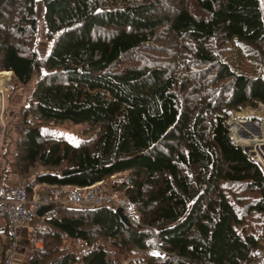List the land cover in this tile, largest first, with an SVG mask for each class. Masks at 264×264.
Wrapping results in <instances>:
<instances>
[{"label":"trees","instance_id":"obj_1","mask_svg":"<svg viewBox=\"0 0 264 264\" xmlns=\"http://www.w3.org/2000/svg\"><path fill=\"white\" fill-rule=\"evenodd\" d=\"M41 2L42 54L38 1L0 0V67L12 74L7 107L35 75L13 159L8 107L0 184L12 186L17 175L29 191L43 184L49 192L102 182L105 194L135 206L140 224L107 202L55 204L54 217L45 210L25 227L44 241L28 264H128L131 253L147 264H248L264 242V172L233 143L229 121L264 103V76L236 72L221 51L236 38L245 56L264 62V0ZM67 120L95 137L74 145L41 130ZM37 167L46 172L29 181ZM240 182L256 200L225 196V186ZM253 212L258 234L253 227L242 237L234 224ZM1 220L6 264L13 240L5 213ZM153 234L163 253L151 250ZM78 239L88 242L86 253Z\"/></svg>","mask_w":264,"mask_h":264},{"label":"rangeland","instance_id":"obj_2","mask_svg":"<svg viewBox=\"0 0 264 264\" xmlns=\"http://www.w3.org/2000/svg\"><path fill=\"white\" fill-rule=\"evenodd\" d=\"M38 1V6H37V22H38V33H39V51L40 54L45 53L47 47V34H46V23H45V17H44V7L41 2V0ZM247 51V48L243 45L240 44L236 38L230 40L223 51H221V55L230 63V65L233 67V69L241 74L244 75H249V76H255L258 74H262L264 76V62L260 59L259 56H245V52ZM2 70H9L6 67H0V72ZM0 105H1V99L3 96H5L6 100V94L10 90V85L12 83V74L9 76H4L0 78ZM35 83V75L31 82L19 89V93L14 94L10 101H8V107L12 113L11 121H10V137H11V147L10 152H9V158L13 159V154H14V148H15V143L17 141V138L19 136V128H20V110L23 105L26 104V100L28 99V95L31 93L32 88L34 87ZM10 92V91H9ZM16 93V92H15ZM260 106V105H259ZM237 113V112H236ZM242 115L246 114H254V110H244L241 112ZM240 114V113H239ZM238 117V115H237ZM252 117H245L247 122L242 123L240 126H244L245 128H240V130L237 131V128L234 129V136L239 137L240 135L244 138H241V140H244L245 143H249L250 137V129L253 130L254 126L250 125L252 121ZM260 122V120H259ZM241 123V122H240ZM233 125L236 127L239 125V118L233 119ZM88 125L85 123H74L70 120L52 125V126H47V125H41V130L43 133L46 134H52L56 136H63L66 138L68 141H70L74 145H78L83 141L90 140L95 137L96 135V130H86V127ZM243 130H248L246 133L242 132ZM241 131V132H240ZM253 140H250V145H252ZM241 144V143H240ZM259 150L264 151V146H259ZM249 151V150H248ZM43 172H46L42 167H37L36 171L28 177L29 181H33L35 177L38 174H41ZM18 176L14 175V182L18 184ZM26 181V180H24ZM23 181V183H25ZM37 188L39 190H43L44 192L47 191L46 186L43 184H37ZM36 188V190H37ZM225 196L234 203L239 202V199H242L243 204H245L248 200L254 201L257 199L253 193H250L248 189L245 188V183L240 182L239 185H227L225 186L224 189ZM248 196V197H246ZM69 207L73 208H86L90 206H84L83 204H74V203H68ZM95 206V205H93ZM92 208V207H91ZM45 210H42L44 212ZM253 218V219H252ZM182 219V218H181ZM243 221L242 222H236L234 224L236 232L244 237L246 234L251 233L253 227H255V234L257 233V228L258 226L262 223V221L259 219L258 214L256 212L250 213L247 216L242 217ZM4 225V221H0V227ZM20 231V230H19ZM0 234H2V230H0ZM31 233L29 234L30 240H31ZM21 235L19 234V237ZM28 236H26V239ZM3 241H5V236L0 237V247L2 245L3 248ZM28 242V239H27ZM28 248H30L31 253H33L32 248L30 247V242L28 244ZM144 256V255H143ZM147 257V256H146ZM141 258L138 253H131L128 257V264H147V259ZM141 258V259H140ZM30 259V258H29ZM17 258L15 256L14 261H16Z\"/></svg>","mask_w":264,"mask_h":264},{"label":"built area","instance_id":"obj_3","mask_svg":"<svg viewBox=\"0 0 264 264\" xmlns=\"http://www.w3.org/2000/svg\"><path fill=\"white\" fill-rule=\"evenodd\" d=\"M8 114V107L5 104V96L1 99L0 105V125L2 127V134H0V152L2 144V136L6 130L7 121L6 115ZM242 137H239L241 139ZM259 155L255 157L260 160ZM254 158V157H253ZM255 159V158H254ZM256 160V161H258ZM18 184L14 183L12 186L0 184V213H5L10 224V235L12 236V244L6 252V264H13L16 255V249L19 242V230L28 225L38 217L42 210H47L46 217L51 218L56 214V210L53 206L55 204L61 207L68 206V203L83 204L84 206L95 207L105 202L109 204H115L114 206L122 208L124 214L128 218L131 224H140V219L137 214L136 208L128 201L122 202L119 199H115L110 195L105 194V189L102 182L92 184L87 187H70V188H58L51 187L49 192H41L36 188L31 191L27 189L26 183H22L17 180ZM95 205V206H93ZM30 247L33 251L36 249L43 250L44 241L39 238L37 232L30 231ZM78 244L83 248V252L88 250V242L78 239ZM148 244L153 252L163 253L160 246V240L156 234H153ZM248 264H264V243L262 246L254 250L251 261Z\"/></svg>","mask_w":264,"mask_h":264},{"label":"crops","instance_id":"obj_4","mask_svg":"<svg viewBox=\"0 0 264 264\" xmlns=\"http://www.w3.org/2000/svg\"><path fill=\"white\" fill-rule=\"evenodd\" d=\"M259 107L257 109L249 107V108H246V109L242 110V111H244V110H249V109L251 110L252 109V110L255 111V113L253 114V117H252V121L253 122L250 124V125L254 126L253 127L254 129L253 130L250 129V135L248 136V137H250V140H253L252 145H250V140H249V143H245L244 140H241V139H239V143L236 144V145H241L243 147V149L247 148L249 150L247 152V154H249V156L261 167L262 171L264 172V151L262 149L261 150L258 149L259 146H264V109H259ZM242 111H240V112H242ZM240 112H237V113H240ZM233 113H235V112H233ZM251 116L252 115H250L249 117H251ZM231 118H232V116H231ZM243 118H245V117H243ZM243 118L239 117V121L241 123L247 122ZM259 120H260V122H259ZM247 123H250V122H247ZM245 125L246 124H244L243 127L240 126L239 129L240 128L244 129ZM235 129H236V127H235ZM245 131H248V130H245ZM239 137H242V136L240 135ZM244 152H245V150H244ZM256 154L259 155L258 157L260 158V160H258L255 157ZM256 160H258V161H256ZM30 231H31L30 228H25V227L22 228L19 231V234L21 236H20V239H19V242H18L19 243V249H18V251L16 252V255H15L17 260L14 261L13 264H28L29 258L32 255L30 248H28V242H27V239L29 238ZM22 235H26V236H28V238L26 239V237H23ZM2 256H3V248H2V245H1V247H0V258ZM141 257H144V256H141Z\"/></svg>","mask_w":264,"mask_h":264},{"label":"water","instance_id":"obj_5","mask_svg":"<svg viewBox=\"0 0 264 264\" xmlns=\"http://www.w3.org/2000/svg\"><path fill=\"white\" fill-rule=\"evenodd\" d=\"M259 109H264V104L263 103L260 104ZM229 126H230V134L232 136V141L235 144H238L239 143V138L238 137H234V129H235V126L233 125V114H232L231 120L229 121ZM243 132L246 133L247 131L243 130ZM244 150H245L246 153L248 152V149L247 148H245ZM74 173L75 172L70 171V172H64L62 175L63 176H69V175H72ZM120 210L122 211L121 208H120ZM42 213L43 212H40L39 214L41 215ZM155 254H156V252H155Z\"/></svg>","mask_w":264,"mask_h":264},{"label":"bare ground","instance_id":"obj_6","mask_svg":"<svg viewBox=\"0 0 264 264\" xmlns=\"http://www.w3.org/2000/svg\"><path fill=\"white\" fill-rule=\"evenodd\" d=\"M9 74L11 75V73L10 72H7V71L0 72V78L1 77H4V76H9Z\"/></svg>","mask_w":264,"mask_h":264}]
</instances>
